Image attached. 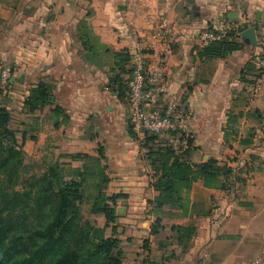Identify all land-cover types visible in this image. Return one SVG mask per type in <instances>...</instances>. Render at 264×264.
Returning a JSON list of instances; mask_svg holds the SVG:
<instances>
[{"label": "crops", "instance_id": "obj_1", "mask_svg": "<svg viewBox=\"0 0 264 264\" xmlns=\"http://www.w3.org/2000/svg\"><path fill=\"white\" fill-rule=\"evenodd\" d=\"M244 26L255 29V42L242 38ZM208 32L235 33L243 48L207 61L200 55ZM136 54L160 69L168 96L191 113L193 139L161 135L149 143L134 134L111 80L119 69L132 71ZM0 64L15 70L0 105L18 123V138L26 137L25 169L34 168L28 162L41 176L51 163L81 169L73 156L99 157L103 149L107 195L126 196L115 225L126 264H200L204 256V264H264V0H0ZM41 83L50 105L31 114L24 104ZM56 107L66 124L53 116ZM231 129L238 134L227 138ZM249 134L253 145H241ZM161 148L195 165L215 159L245 183L226 192L195 183L191 215L166 207L164 228L151 235L157 218L149 203L159 193L150 151ZM91 219L105 227L103 216ZM191 226L183 251L173 228Z\"/></svg>", "mask_w": 264, "mask_h": 264}, {"label": "trees", "instance_id": "obj_2", "mask_svg": "<svg viewBox=\"0 0 264 264\" xmlns=\"http://www.w3.org/2000/svg\"><path fill=\"white\" fill-rule=\"evenodd\" d=\"M237 39L235 33H229L209 44L200 56L207 61L225 59L243 48ZM120 58L124 62L129 60L127 55L116 54L115 59ZM129 73L123 74V70L119 69L111 80L124 103L127 93L125 77ZM50 101L51 90L41 83L29 91L24 106L29 113L34 114L48 107ZM52 114L57 120L63 117L64 124L69 121L66 112L60 107L53 109ZM12 120L9 110L0 105V176L10 178L25 169L23 142L26 137L22 140L18 138V132L12 128ZM236 120L237 118L231 116L229 126ZM58 125L57 121L56 126ZM231 131L227 138L238 134L232 129ZM253 139L254 135L249 134L240 144L253 145ZM156 140V137L146 139L149 143ZM186 155H177L170 148L150 151L151 166L157 177L153 186L159 193L149 203L151 214L157 218L151 235L159 234L164 228L162 217L166 207L180 211L183 218L191 215L193 206L190 192L195 183L202 182L207 189L225 192L232 190L236 184L245 183L232 168L220 166L215 159L195 165L189 162ZM73 160L83 162V167L77 169L58 162L51 163L45 166L46 171L42 177L35 179L39 181L38 184H30L26 197L33 198L36 205L28 208L30 213L23 220L25 224L28 223L27 227L30 223L27 220L32 216L35 218V223L29 227H33L29 235L25 238L10 236V230L2 224L0 218V264H126L121 241L115 236V225L119 219L117 202L126 196L107 195L110 178L103 164V149L99 150V157L80 155L73 156ZM33 187H37V190L32 189ZM84 206L88 207L90 216H103L105 227L100 228L96 222L89 220L83 221L81 212ZM109 228H112V236L107 235ZM173 232L178 245L185 251L196 231L191 226L174 227Z\"/></svg>", "mask_w": 264, "mask_h": 264}, {"label": "built area", "instance_id": "obj_3", "mask_svg": "<svg viewBox=\"0 0 264 264\" xmlns=\"http://www.w3.org/2000/svg\"><path fill=\"white\" fill-rule=\"evenodd\" d=\"M206 45L219 40L212 32L203 35ZM15 73L12 66L0 64V88L6 92ZM127 88L125 104L129 108V123L137 137L146 139L168 135L188 137L192 119L191 113L175 98L169 97L168 89L162 82L159 68H151L142 54L134 56V67L125 77ZM204 256L200 264H204Z\"/></svg>", "mask_w": 264, "mask_h": 264}, {"label": "rangeland", "instance_id": "obj_4", "mask_svg": "<svg viewBox=\"0 0 264 264\" xmlns=\"http://www.w3.org/2000/svg\"><path fill=\"white\" fill-rule=\"evenodd\" d=\"M8 88L6 89V92ZM6 93L5 91H3ZM12 126H18L17 122H14ZM25 164V162H24ZM28 166H32V169L20 170L17 174L11 176H0V218L1 222L7 229L10 230V236L15 235L16 237L29 235L33 227L29 228L31 224L35 223V218L32 216L29 221V226L23 222L25 216L30 213L28 208L34 207L33 198L26 197V192L30 190V184H38L39 181L35 180L42 177L38 171L42 172L39 168L32 164L26 163ZM36 167V168H35ZM43 168V167H42ZM31 173V174H30ZM33 173V174H32ZM32 189L37 190V187ZM33 196V191H32ZM81 219L83 221L96 222L89 216L87 207L84 206L81 212ZM98 223V221H97ZM99 224V223H98Z\"/></svg>", "mask_w": 264, "mask_h": 264}, {"label": "water", "instance_id": "obj_5", "mask_svg": "<svg viewBox=\"0 0 264 264\" xmlns=\"http://www.w3.org/2000/svg\"><path fill=\"white\" fill-rule=\"evenodd\" d=\"M242 38L247 40V42H255L256 40V35H255V29L253 28H248L247 26H244V32L242 33ZM15 79H12V82H14Z\"/></svg>", "mask_w": 264, "mask_h": 264}]
</instances>
